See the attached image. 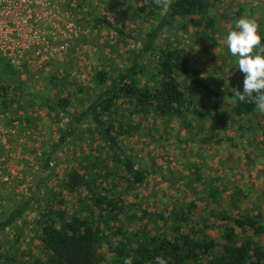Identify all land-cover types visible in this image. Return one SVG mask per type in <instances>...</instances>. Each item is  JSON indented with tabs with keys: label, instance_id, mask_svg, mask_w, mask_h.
Instances as JSON below:
<instances>
[{
	"label": "trees",
	"instance_id": "16d2710c",
	"mask_svg": "<svg viewBox=\"0 0 264 264\" xmlns=\"http://www.w3.org/2000/svg\"><path fill=\"white\" fill-rule=\"evenodd\" d=\"M131 1L140 5L132 9L133 21L157 24L148 27L140 47L129 51L130 60H125L122 70L111 74L106 67H95L91 77L93 85L79 86L76 91L80 99L87 102L73 105L78 109L76 113L67 108L72 104L70 94L74 98L73 92L56 103H51L55 100L50 98L44 100L49 110L58 114L63 111L69 117L54 150L68 144L69 138L80 132L86 123L92 124L94 129L90 131L92 137H88L90 143H96L99 148L62 180L61 194L66 190L72 195L68 207L62 199H55L40 211L36 235L38 251L29 248L28 243L20 245L18 235L10 244L7 239L1 241L5 229L23 218L30 199L0 221V264H123L128 257L132 258V264H156L157 257H163L168 264H264V244L256 240L264 233L260 214L255 217L228 215L237 203L233 207L226 205L223 213L216 216L230 223H224L213 236L206 234L201 221L194 217L197 208L194 200L187 205L170 202L163 205L161 211L152 212L138 196V187L147 182L148 172L136 166L127 145L128 137L136 131V115L151 121L153 127H162L164 131L166 127V132L176 119L184 122L188 129H194L198 126L191 119L194 113L186 114L193 104L200 115L198 119L209 117L211 122L205 131L200 127L192 131L188 141L211 145L221 142L224 132L237 123L241 143L246 145L245 134L255 137L256 132L264 131V114L256 112L251 100L239 102L233 93L229 115L220 104L224 93L204 78L188 52L171 44H159L162 31L180 18L186 21V26L192 25L197 38L215 36L221 30L219 18L211 14L215 0H171L167 10L157 0H99V3H112L115 7ZM97 20L96 26L105 25L120 39L125 36L126 27L119 25L120 20L118 24L104 18ZM111 47L112 51L107 52L108 47L102 46L98 55L89 56L100 63L111 54L120 58ZM62 70H67V66L61 65L53 72L56 84L61 80L62 84L74 82L68 73L63 72L62 77L59 73ZM19 75L15 64L7 58L0 60V111L9 110L21 97V93L15 97V91L6 83ZM15 86L16 91H24L20 83ZM238 90L243 91V83ZM123 103L131 109L128 112L122 109L121 118L116 119ZM50 156L44 152L45 169L50 168ZM200 170V164L194 165L190 173L200 177ZM39 191L45 192L44 189ZM36 193L32 194V200L36 199ZM48 193L46 190L45 194ZM212 194V198L216 195L221 200L217 191ZM237 227L251 229L255 236L239 239ZM107 253H110L109 259Z\"/></svg>",
	"mask_w": 264,
	"mask_h": 264
},
{
	"label": "rangeland",
	"instance_id": "374dc122",
	"mask_svg": "<svg viewBox=\"0 0 264 264\" xmlns=\"http://www.w3.org/2000/svg\"><path fill=\"white\" fill-rule=\"evenodd\" d=\"M80 4L75 16L68 12L69 16L64 18V25L70 24L69 28L71 26L67 31L62 29L66 27H52L59 24L58 21L53 20L52 23L43 19L39 22L36 30L47 36V45L41 49L31 47L30 52L15 65L20 75L12 81L8 79L6 83L15 91V97L21 93L20 101L9 110L0 111L3 123H19L8 146L10 158L5 173L11 181L5 184L0 180V221L30 199L23 218L5 229L1 241L6 242L7 239L10 244L18 235L19 244L27 246L28 243V247L34 248V251H38L36 235L40 211L55 199H62L65 207H68L72 195L66 190L61 194L62 180L74 166L79 165L86 156L96 154L99 148L96 143H90L88 137H92L90 131L94 129L92 124L86 123L80 132L69 138L68 144L54 150L62 127L69 123V117L63 111L58 114L49 110L44 100L50 98L55 100L51 103H56L60 98L71 95L72 104L67 108L76 113L78 109L73 105L87 104L76 91L79 86L93 85L91 77L95 67H106L111 74L122 70L125 60H130L129 51L140 47V40L146 37L148 27L157 24L133 21L132 9L140 6L134 1L117 4L115 7L112 3H99V0H81ZM65 12L66 9L63 15ZM211 14L220 20L221 30L215 36L203 40L197 38L192 25L186 26V21L180 18L162 31L158 41L162 46L171 44L188 52L191 61L201 68L204 78L224 93L220 104L230 115V105L234 99L232 95L243 83V73L236 70L224 36L234 28L237 18L246 16L255 21L263 37L264 0H215ZM101 18L114 24L120 20L119 25L126 27L125 36L120 39L105 25L96 26L97 19ZM86 40L89 42L86 43ZM41 41L42 38L38 44ZM38 44L35 45L38 47ZM102 46L108 47L107 52L112 51L109 47L113 46L121 57L111 54L109 58L102 59L101 63L97 62V58H90L89 54L98 55L97 51ZM57 50L63 51L64 56L55 52ZM51 51L53 53L50 55L46 54ZM8 60L14 64L11 59ZM61 65L67 66V70L59 71L60 75L63 74V77L68 73L74 82L62 84L61 80V83L56 84L53 72H57ZM17 83L23 86L24 91H16ZM69 92L74 93V98ZM20 104L22 108H19ZM121 107L117 112L119 115H115L116 119L121 118L122 109H126L125 112L131 109L127 103ZM194 109L195 105L192 104L186 112L194 113L191 119L198 125L194 129H188L184 122L176 119L172 121L169 132H166V127L164 131L162 127H153L151 121L142 120L137 115L134 117L136 131L128 137L127 145L136 166L148 172L147 182L138 187V196L144 200L148 211L152 212L161 211L163 205L170 202L187 205L195 201L197 208L194 217L201 221L208 235H217L224 223H230L216 214L223 213L226 205L233 207L234 203H237L234 206L236 208L230 210L228 215L255 217L260 214L259 220L264 226V131L256 132L255 137L245 134L244 141L248 144L245 145L239 138L237 123H233L224 132L221 142L212 145L203 142L194 144L193 140L188 141L192 131L199 127L205 131L211 122L209 117L206 120L198 119L200 115ZM230 137L232 139L228 140ZM44 152L51 154L49 169L44 168ZM199 164L202 168L200 177L190 173L194 165ZM38 189H44L45 192L49 190V193L45 194ZM36 191V199L32 200L31 196ZM214 191L221 195V200L216 195L215 199L212 198ZM237 231L239 239L255 236L251 229L237 227ZM256 240L264 244V233L259 234Z\"/></svg>",
	"mask_w": 264,
	"mask_h": 264
},
{
	"label": "built area",
	"instance_id": "2783aa9c",
	"mask_svg": "<svg viewBox=\"0 0 264 264\" xmlns=\"http://www.w3.org/2000/svg\"><path fill=\"white\" fill-rule=\"evenodd\" d=\"M81 0H0V60L11 59L14 64H18L22 58L30 52L31 47L41 49L46 46L47 36L36 30L43 19L49 22L58 21L54 28H62L67 31L69 25L65 24V19L70 12L75 16L77 8L81 5ZM64 9H66L63 15ZM54 20V21H53ZM72 25V24H71ZM39 30V29H38ZM39 35V36H38ZM38 36V37H37ZM45 36V37H44ZM42 41L39 43V40ZM38 44V47L35 45ZM64 47H62L63 50ZM64 56L63 51L57 50ZM53 53V51L46 53ZM16 125H7L0 119V180L8 184L10 176L5 173L9 162L8 146L11 138L16 132Z\"/></svg>",
	"mask_w": 264,
	"mask_h": 264
},
{
	"label": "clouds",
	"instance_id": "9594fccd",
	"mask_svg": "<svg viewBox=\"0 0 264 264\" xmlns=\"http://www.w3.org/2000/svg\"><path fill=\"white\" fill-rule=\"evenodd\" d=\"M171 0H157L163 9L170 7ZM226 48L234 58L236 70L244 74L243 91L235 90L234 98L239 102L251 100L258 114H264V37L258 31L254 20L242 16L235 20L234 28L224 36ZM132 264V258L123 260ZM156 264H168L163 257L156 258Z\"/></svg>",
	"mask_w": 264,
	"mask_h": 264
}]
</instances>
